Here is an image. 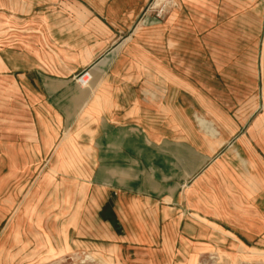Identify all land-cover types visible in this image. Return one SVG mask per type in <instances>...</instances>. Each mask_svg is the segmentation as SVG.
<instances>
[{
  "label": "crops",
  "instance_id": "obj_1",
  "mask_svg": "<svg viewBox=\"0 0 264 264\" xmlns=\"http://www.w3.org/2000/svg\"><path fill=\"white\" fill-rule=\"evenodd\" d=\"M6 6L0 0V11ZM66 45L68 54L40 44L33 57L28 48L16 52L0 42L1 251L15 247L16 225L32 229V193L49 187L56 188L57 238L68 231L88 250L119 241L126 257L140 256L138 264H170L161 254L191 257L194 244L231 237L264 242V143L255 140L254 149L240 129L232 132L217 118L215 133L200 123L195 131L193 116L208 118L207 95L197 92L206 83L196 86L186 69L152 78L117 72L94 75L93 89L79 92L74 78L100 57L89 47L80 54L76 42ZM144 80L152 82L145 99ZM130 126L156 147L152 155L139 151L148 146L141 137L126 134ZM65 128L73 130L75 146L64 147ZM37 161L51 162L57 185L26 184ZM41 226L44 238L46 222Z\"/></svg>",
  "mask_w": 264,
  "mask_h": 264
},
{
  "label": "rangeland",
  "instance_id": "obj_2",
  "mask_svg": "<svg viewBox=\"0 0 264 264\" xmlns=\"http://www.w3.org/2000/svg\"><path fill=\"white\" fill-rule=\"evenodd\" d=\"M5 1L9 9L6 6L0 11V42L13 51L28 48L34 57L40 53L41 44L49 53L62 50L68 54L67 41L80 44V54L88 47L96 50L100 58L77 74L91 71L90 86L83 87L74 78L79 92L93 89L94 75L101 78L125 72L152 78V74L162 77L168 71L186 69L194 74L196 86L201 82L208 87L197 90L207 95L203 100L208 118L197 116L195 120L193 116L195 131L200 123L209 135L215 133L213 124L217 118L218 123L229 124L232 132L240 129L237 135L254 149L255 142L264 143V0ZM142 83L147 93L143 97L149 98L152 92L147 88L151 89L152 82ZM131 84L137 81L132 79ZM163 94L161 89L160 99ZM85 112L86 109L79 112L80 121ZM125 130L130 137L137 135L148 145L145 133L139 128L130 126ZM73 141V130L65 128L64 147L75 146ZM152 148L156 147L141 145L139 151L150 155ZM51 165L45 161L32 162V176L26 184L30 183L33 189L39 185H57L58 172ZM46 190L32 193L30 234L24 225H16L15 247L3 251L0 248V264H123L127 257L130 261L127 264L141 263L135 251L126 257L119 241L108 242L106 248L98 245L95 250L83 248L82 243L75 245L69 239L66 225L67 232L59 233L57 238L55 204L51 202L56 188ZM22 208L23 204L17 212H22ZM45 222L48 230L42 238L40 228ZM231 238L194 244L187 252L191 257L175 260L161 254L159 259L162 262L164 257L170 264H264V242L248 244Z\"/></svg>",
  "mask_w": 264,
  "mask_h": 264
},
{
  "label": "bare ground",
  "instance_id": "obj_3",
  "mask_svg": "<svg viewBox=\"0 0 264 264\" xmlns=\"http://www.w3.org/2000/svg\"><path fill=\"white\" fill-rule=\"evenodd\" d=\"M91 74H90V76H87V77H85V78H83L82 80H80V81H78V83L79 84H81V86H83V87H86V86H88L89 85V83L91 82ZM90 86V85H89ZM202 123V125L204 126V127H206V124H205V121H203V122H201ZM213 132H214V129H211ZM245 252V251H244Z\"/></svg>",
  "mask_w": 264,
  "mask_h": 264
},
{
  "label": "built area",
  "instance_id": "obj_4",
  "mask_svg": "<svg viewBox=\"0 0 264 264\" xmlns=\"http://www.w3.org/2000/svg\"><path fill=\"white\" fill-rule=\"evenodd\" d=\"M90 74H91V71L86 70L85 72H83L82 74H80V75L77 77L76 81L78 82V81L82 80L83 78H85V77H87V76H90Z\"/></svg>",
  "mask_w": 264,
  "mask_h": 264
}]
</instances>
